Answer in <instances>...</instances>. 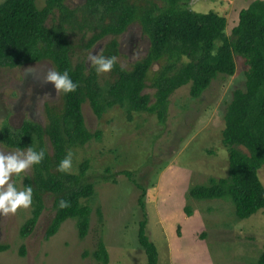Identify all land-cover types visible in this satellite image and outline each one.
Returning <instances> with one entry per match:
<instances>
[{"label":"trees","instance_id":"obj_1","mask_svg":"<svg viewBox=\"0 0 264 264\" xmlns=\"http://www.w3.org/2000/svg\"><path fill=\"white\" fill-rule=\"evenodd\" d=\"M187 2L84 0L82 5L68 7L65 0H45L41 8L34 0L0 2V66L12 68L47 60L54 70L68 71L78 85L75 92L61 93L60 106H46L44 125L27 120L19 129L11 128L6 121L0 126V143L4 146L21 150L31 146L37 152L41 149L45 152L43 161L34 165L24 178V188H33V202L30 216L20 226L21 238L35 227L47 192L54 196V213L44 238L54 235L68 218L75 219L80 240L88 234L91 208L81 201L89 200L94 193L93 184L83 181L86 162L79 165L78 174L57 171L68 149L101 138L100 131L90 132L85 127L84 103L98 119L118 106L125 110L129 120L133 111H144L155 114L162 123L168 98L176 89L190 83V97H200L213 79L235 73L234 54L243 58L248 68L244 87L231 91L224 110L221 141L226 149L227 175L191 186L189 196L197 200L228 197L239 219L264 208V187L258 176V169L264 167V2L254 0L241 9L229 35L225 14L195 12L188 8ZM50 19L51 23L47 24ZM134 22L147 35L148 50L129 70L122 71L117 63L109 73L111 81L102 87L95 68H86L80 52H87L102 39L111 37L101 53L105 57L117 56L116 38ZM77 33L82 42L87 38L83 45L73 42ZM74 47L79 54L74 53ZM182 56H187L189 62H182ZM159 61L160 66L152 70L151 66ZM145 88L153 89V102ZM121 174L141 188L130 172ZM104 181L115 183L114 178L105 177ZM142 196L138 204L145 218L139 222L137 240L146 264H157L156 247L146 233ZM61 200L70 202L71 206L60 208ZM7 248L0 245V251ZM19 253L24 254L23 245ZM91 256L100 264H108V251L101 240ZM256 264H264V252Z\"/></svg>","mask_w":264,"mask_h":264},{"label":"rangeland","instance_id":"obj_2","mask_svg":"<svg viewBox=\"0 0 264 264\" xmlns=\"http://www.w3.org/2000/svg\"><path fill=\"white\" fill-rule=\"evenodd\" d=\"M34 1L37 7L44 6L45 0ZM252 1L188 0L187 6L195 12L225 14L229 35L238 12ZM83 3L84 0H65L68 7ZM50 23L51 19L47 21ZM116 39L118 64L125 65L126 70L144 57L149 47V39L138 22L130 24ZM72 40L83 45L87 38L82 42L77 33ZM109 40L111 37H106L89 51L80 52L87 69L91 66L88 55L101 53ZM74 53L79 54L77 47ZM233 57L235 73L213 79L200 97H190V83L176 89L168 98L162 123L155 114L144 111H133L129 120L118 106L98 119L84 103L85 127L90 132L100 131L101 138L72 147L67 154H73L70 173L78 174L79 165L86 162L83 181L93 184V196L81 201L91 208L87 236L80 240L75 219L68 218L54 235L44 238L54 213V196L47 192L37 223L25 238L20 237L19 229L30 216L32 206L0 217V245L8 247L0 251V264H100L91 256L98 240L108 251V264H146L137 240L139 222L145 218L138 204L143 192L146 233L156 247L157 264H256L264 252V208L239 219L228 197L197 200L189 196L191 186L227 175L226 149L221 141L224 110L231 91L244 87L248 68L243 58L235 54ZM160 64L161 61L153 64L151 69ZM31 69L39 73L53 67L47 60L12 68L0 66V126L6 121L11 128H17L24 120L44 125L46 106L61 105V94L57 96L52 84H42L39 75L28 74ZM111 79L109 73L98 75L102 87ZM144 92L151 95L153 102V89L145 88ZM45 146L50 152L47 141ZM236 147L245 152L241 146ZM0 150L17 149L0 143ZM122 171L130 172L141 188H136ZM29 174L30 171L13 176L12 182L19 190L24 189V178ZM258 176L264 187L263 165ZM105 177L114 178L115 183L104 181ZM21 245L23 255L19 253Z\"/></svg>","mask_w":264,"mask_h":264},{"label":"clouds","instance_id":"obj_3","mask_svg":"<svg viewBox=\"0 0 264 264\" xmlns=\"http://www.w3.org/2000/svg\"><path fill=\"white\" fill-rule=\"evenodd\" d=\"M89 64L95 68L98 75L110 73L118 63L117 56L105 57L102 53H90L87 57ZM182 62H189L187 56L181 57ZM121 70H126L125 65L121 64ZM30 75H39L42 84H52L56 90L57 96L61 93L68 94L75 92L78 85L70 78L68 71L60 73L54 69L29 71ZM72 152L60 161L57 171L60 173H70L72 171ZM45 157V152L41 149L35 151L31 146L26 150L4 151L0 150V217H9L15 215L21 208L28 209L33 202V188L28 186L19 190L12 182L13 176H20L31 170L34 165L40 164ZM71 204L68 201L61 200L60 208H68Z\"/></svg>","mask_w":264,"mask_h":264},{"label":"flooded vegetation","instance_id":"obj_4","mask_svg":"<svg viewBox=\"0 0 264 264\" xmlns=\"http://www.w3.org/2000/svg\"><path fill=\"white\" fill-rule=\"evenodd\" d=\"M21 65H23V64H21ZM21 65H19V66H21ZM19 66H16V67H19ZM54 106V105H53ZM45 116H46V108H45ZM25 121H27V120H24L23 122H21V125L19 126V127H17V128H13V129H19L20 127H22V125H23V123L25 122ZM28 121H31V120H28ZM32 122H34V121H32ZM38 124V123H37ZM39 125H41V124H39ZM6 147V146H5ZM10 148V147H9ZM13 149H15V148H13ZM18 150V149H17Z\"/></svg>","mask_w":264,"mask_h":264}]
</instances>
